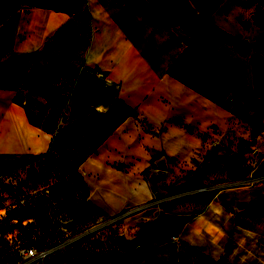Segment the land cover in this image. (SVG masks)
I'll use <instances>...</instances> for the list:
<instances>
[{"label":"rangeland","instance_id":"rangeland-1","mask_svg":"<svg viewBox=\"0 0 264 264\" xmlns=\"http://www.w3.org/2000/svg\"><path fill=\"white\" fill-rule=\"evenodd\" d=\"M100 1L134 40L149 23L163 24L165 46L173 52L197 16L222 25L236 41L223 44L219 57L226 66L237 68L263 104L264 28L255 22L264 23L260 16L264 0H196L199 15L194 20L186 19L183 0ZM36 2L0 0V87L16 91L17 103L28 108L30 120L52 133L51 144L56 138L59 142L35 158L0 154V264H193L185 253L178 258L177 241L172 239L176 224L204 206L203 194L225 189L231 190L220 200L230 206L246 192L235 190L260 187L258 201L243 210V222L264 234V116L254 135L252 126L233 113L236 108L248 110L245 96L232 92L226 108L215 102L203 108L202 126L206 129L211 121L213 126L207 129L213 130L198 133L191 128L204 140L202 149L162 142L156 149L168 159L166 170L158 169L156 160L143 163L144 152L154 153L155 147L139 125L128 132V139L120 135L121 142L89 170L86 163L126 119L129 107L112 86L100 84L99 76L84 67L89 41L86 0H67L69 11L81 10L75 26L35 43L34 52L15 48L22 37L16 35L15 20ZM8 38L13 44L6 49ZM98 106L105 112H98ZM133 111L131 116L136 115ZM138 121L147 133L162 134L163 128ZM212 136L215 141L210 144ZM93 146L96 150L83 161L73 158ZM100 183L105 187H93ZM138 184H148L152 192L145 200L133 201L138 194H148L147 189L138 192ZM209 185L216 190L198 191ZM99 191L106 196H99ZM30 248L35 256L25 257ZM171 254L175 259L169 262ZM218 264L227 261L223 258Z\"/></svg>","mask_w":264,"mask_h":264},{"label":"crops","instance_id":"crops-1","mask_svg":"<svg viewBox=\"0 0 264 264\" xmlns=\"http://www.w3.org/2000/svg\"><path fill=\"white\" fill-rule=\"evenodd\" d=\"M183 2L186 19L194 20L199 15L196 0ZM84 9H87L89 33L84 67L99 76L100 84L112 86L116 97L136 112L100 145L98 154L86 163L87 169L95 170L96 164L104 160V153L121 142L120 135L128 139V132L137 131L138 125L145 140L148 139L155 147L154 153L144 152L145 164L161 157L156 148L165 141L172 142L174 148L202 149L204 140L184 125L198 133L211 132L213 123L207 122L206 129L203 128L201 113L213 101L168 74L169 66L194 36L192 24L188 26L180 48L173 52L165 46L167 40L163 24L149 23L142 36L134 40L112 16L111 9L100 0H86ZM80 13L81 10L30 8L15 20L16 35L18 38L22 36L15 43V48L23 52L36 51L35 43L54 38L60 30L75 26V19ZM16 95V91L0 87V154L22 158L41 156L51 149L52 133L30 120L28 108L17 103ZM139 119H144L150 127L163 128L160 137L144 131ZM175 119H180L182 123L177 125ZM210 140V144L215 141L213 136ZM141 149L143 153L144 146L141 145ZM93 187L100 189L105 187V183L94 184ZM142 189H147L148 194L137 193L133 201H142L151 195L152 188L148 184H138L137 191ZM226 190L231 189L218 191L215 195L203 194L204 206L189 219L178 221L174 246L178 248L179 259L185 253L187 261L193 264H218L223 258L227 264H264V234L258 227L244 225L243 222L246 219L243 210L246 205L251 206L258 201L260 187L235 190L246 192L241 201H233L230 206L220 200ZM102 194L106 196L99 191L98 195ZM236 209L242 210L240 220L235 219ZM168 256L169 262L175 259L173 254Z\"/></svg>","mask_w":264,"mask_h":264},{"label":"trees","instance_id":"trees-1","mask_svg":"<svg viewBox=\"0 0 264 264\" xmlns=\"http://www.w3.org/2000/svg\"><path fill=\"white\" fill-rule=\"evenodd\" d=\"M33 6L54 10H69L67 0H37ZM8 11L5 12L6 15L13 10L10 9ZM260 16L264 19V9L261 10ZM255 24L262 29L264 28L262 21H257ZM193 27L195 31L192 40L169 66L168 74L223 108H226L225 102L230 93L233 92L245 96L250 102L248 110L243 111L241 108H236L233 113L238 118L248 122L252 126V133L255 135L262 128L264 94L261 95L263 104L260 105L258 101L259 94L253 92L247 86L245 77L236 67L226 66L218 55V51L223 44L229 41H236V39L216 24L199 16L193 22ZM4 29L5 24H3L2 30ZM7 41L5 44L6 49L13 44L11 38H8ZM238 42L245 45L242 41ZM253 79L257 91L259 87L255 70H253ZM128 107L129 112L125 114L126 118L131 116L134 113L133 110H135L133 107ZM184 127L191 131L190 126L184 125ZM58 142L59 138L54 139L51 148H54ZM96 148L97 146H93L84 151L80 157L73 156V158L81 162L87 155L93 153Z\"/></svg>","mask_w":264,"mask_h":264},{"label":"water","instance_id":"water-1","mask_svg":"<svg viewBox=\"0 0 264 264\" xmlns=\"http://www.w3.org/2000/svg\"><path fill=\"white\" fill-rule=\"evenodd\" d=\"M98 112H105V108L98 106L96 108ZM155 164L158 169L160 170H166L168 168L167 159L165 157H160L155 161ZM242 218V210L236 209L235 210V219L240 220ZM69 223H67L65 226H68Z\"/></svg>","mask_w":264,"mask_h":264},{"label":"built area","instance_id":"built-area-1","mask_svg":"<svg viewBox=\"0 0 264 264\" xmlns=\"http://www.w3.org/2000/svg\"><path fill=\"white\" fill-rule=\"evenodd\" d=\"M244 181H241V182H237L236 184H243ZM217 186H213V185H209V186H202L200 188H198V191H203V192H207V191H212V190H216ZM172 239L176 240L177 239V235L174 234L172 235ZM24 256L25 257H28V258H31V257H34L35 256V251L33 249H28L27 251L24 252ZM29 264H39L38 262H32V263H29Z\"/></svg>","mask_w":264,"mask_h":264}]
</instances>
